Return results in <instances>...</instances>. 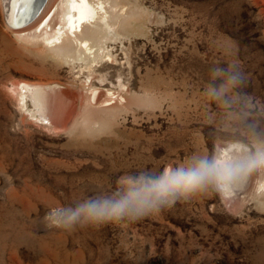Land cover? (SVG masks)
Here are the masks:
<instances>
[{
	"label": "rangeland",
	"instance_id": "374dc122",
	"mask_svg": "<svg viewBox=\"0 0 264 264\" xmlns=\"http://www.w3.org/2000/svg\"><path fill=\"white\" fill-rule=\"evenodd\" d=\"M105 1L112 30L89 57L17 37L0 0V264H264L255 187L231 199L210 184L135 221L45 227L49 211L119 199L131 179L216 159L224 144L264 148V0ZM227 68L242 82L216 71ZM21 80L77 96L73 122L22 108Z\"/></svg>",
	"mask_w": 264,
	"mask_h": 264
},
{
	"label": "bare ground",
	"instance_id": "6f19581e",
	"mask_svg": "<svg viewBox=\"0 0 264 264\" xmlns=\"http://www.w3.org/2000/svg\"><path fill=\"white\" fill-rule=\"evenodd\" d=\"M109 8V4L105 0H1L3 18L14 35L24 41L39 42L44 47H49L50 50L54 48L64 51L68 50L67 47L70 45L77 49L81 55L83 53L95 54L93 48L96 45L94 43L96 36L102 38L104 30L108 31L109 28L112 30L110 15L112 9L110 11ZM115 11L122 14L126 10L120 7ZM115 11L113 9L114 15ZM89 29H91L92 37L86 36V30ZM14 85L13 95L18 97L22 108L29 109L30 103H33L35 113L49 119L54 127H66L75 119L77 96L69 98L64 90L28 80H21ZM68 99L69 103H67ZM93 99L95 102L101 101L99 91L95 92ZM249 153H252L251 149L242 144H224L221 146L216 160L220 163L242 161L247 158ZM252 187H255L254 192L258 196H263L264 166L241 174L226 184L222 191L229 198L234 199L235 196L247 192Z\"/></svg>",
	"mask_w": 264,
	"mask_h": 264
},
{
	"label": "clouds",
	"instance_id": "9594fccd",
	"mask_svg": "<svg viewBox=\"0 0 264 264\" xmlns=\"http://www.w3.org/2000/svg\"><path fill=\"white\" fill-rule=\"evenodd\" d=\"M231 73L229 82L235 86L242 82L243 73L232 72L231 68L216 69ZM224 85L212 87L209 94L222 95ZM264 166V148L249 153L242 161L218 162L216 159H199L192 166L165 168L158 177L141 175L130 180L131 187L119 199L90 200L76 209L61 208L49 211L43 217L48 229L72 231L77 227L100 226L121 220L135 221L147 215L159 213L171 207L176 197L196 194L198 189L215 184L223 190L226 184L253 168Z\"/></svg>",
	"mask_w": 264,
	"mask_h": 264
}]
</instances>
